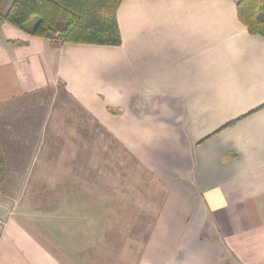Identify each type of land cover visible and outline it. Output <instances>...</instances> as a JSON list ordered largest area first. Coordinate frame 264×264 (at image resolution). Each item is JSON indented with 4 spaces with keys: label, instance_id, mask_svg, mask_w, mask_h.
<instances>
[{
    "label": "crops",
    "instance_id": "1",
    "mask_svg": "<svg viewBox=\"0 0 264 264\" xmlns=\"http://www.w3.org/2000/svg\"><path fill=\"white\" fill-rule=\"evenodd\" d=\"M239 1L122 0L118 45L52 44L0 25V264H70L67 238L88 231L73 222L90 201L102 220L120 222L158 202L134 264H264V36L240 20ZM55 85L138 163L139 193L92 181L103 166L88 161L87 130H64L65 200L89 201L80 217L25 211L17 187L45 179L28 170L43 151L57 153L58 129L51 114H17L15 104Z\"/></svg>",
    "mask_w": 264,
    "mask_h": 264
},
{
    "label": "rangeland",
    "instance_id": "2",
    "mask_svg": "<svg viewBox=\"0 0 264 264\" xmlns=\"http://www.w3.org/2000/svg\"><path fill=\"white\" fill-rule=\"evenodd\" d=\"M15 113L22 115H52V120L49 124L55 125L53 122L57 120V136L56 154L50 156L48 151H43L40 155L41 162L35 163L28 170V174L32 177L42 176L45 179H32L28 184L18 186L19 195L22 196L25 203V211L39 210L48 213L52 210L61 211L63 213L76 212L75 217L81 216V207H84L89 201L88 196L80 195L75 202L76 206H68L70 202L65 200V188L63 184L65 169V155L59 154L58 151L63 147V141L60 138L64 134V130L73 131L75 136L76 129L79 133L87 130L88 143L87 146L88 161L94 163L93 169L102 165L103 168L110 169V176L103 177V168L99 167L100 177H93L92 181L98 180L101 184H112L118 188L119 193L124 190L138 192L140 175H144L140 166L133 158L125 151L90 115L86 114L76 103L66 94L62 85H55L46 92L36 93L20 99L15 104ZM52 139V138H51ZM50 139V140H51ZM75 140V138H73ZM52 141V140H51ZM85 142L83 141V144ZM75 156V155H74ZM80 160V155L77 154L75 159ZM78 160V164H79ZM65 163V164H64ZM76 164V165H78ZM108 166V167H107ZM70 173V169L68 170ZM129 173L135 176L131 177L132 184L129 183ZM74 176V175H73ZM80 182V171L74 176ZM48 179L53 180V184H48ZM136 181V182H135ZM61 184V185H60ZM58 185V186H56ZM132 186V188L130 187ZM8 191V189H6ZM157 190L154 188V193ZM6 195V192L4 193ZM84 194V193H83ZM126 196V195H123ZM128 201V198H125ZM89 208L92 210L86 215V219L82 221L79 218H74L73 227L83 228L86 221L88 231L83 234H73L67 238V244L72 248L62 258L70 264H134L141 252L142 243L146 238V233H141V230H147V226L155 216L159 206L158 202H142L138 205L139 209L135 213L132 209L128 214V219L120 222L119 217L107 218L102 220V216L95 210V202H89ZM152 204V205H151ZM149 206V207H146ZM34 210V211H35ZM151 210L152 215L150 220L146 222L143 217V211ZM65 211V212H64ZM90 213V214H89ZM63 215V214H62ZM57 222L58 229L65 230L66 217L61 216ZM47 219V217H45ZM48 226V225H42ZM114 229V230H113ZM109 231V233H105ZM76 232V229H74ZM105 234V235H104ZM59 238L55 239L57 245H64V236L58 234ZM48 237V236H47ZM54 237V235H53ZM102 238L106 241L103 242ZM48 241L49 238H47ZM64 248V247H63ZM71 252V255H70ZM77 253H80L79 255Z\"/></svg>",
    "mask_w": 264,
    "mask_h": 264
},
{
    "label": "trees",
    "instance_id": "3",
    "mask_svg": "<svg viewBox=\"0 0 264 264\" xmlns=\"http://www.w3.org/2000/svg\"><path fill=\"white\" fill-rule=\"evenodd\" d=\"M122 0H0V25L9 23L32 35L62 42L118 45L117 8ZM240 20L252 34L264 36V0H240ZM7 174L0 142V183Z\"/></svg>",
    "mask_w": 264,
    "mask_h": 264
},
{
    "label": "built area",
    "instance_id": "4",
    "mask_svg": "<svg viewBox=\"0 0 264 264\" xmlns=\"http://www.w3.org/2000/svg\"><path fill=\"white\" fill-rule=\"evenodd\" d=\"M2 222L0 221V224H1Z\"/></svg>",
    "mask_w": 264,
    "mask_h": 264
}]
</instances>
